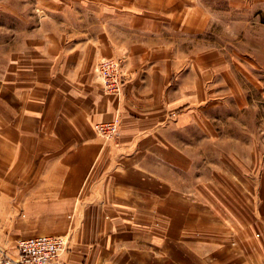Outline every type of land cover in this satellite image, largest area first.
<instances>
[{
	"label": "crops",
	"instance_id": "0c3cea01",
	"mask_svg": "<svg viewBox=\"0 0 264 264\" xmlns=\"http://www.w3.org/2000/svg\"><path fill=\"white\" fill-rule=\"evenodd\" d=\"M198 10L116 0L84 30L0 41V244L64 235L62 264H264L255 149H220L213 164L218 150L186 131L197 54L174 41L196 31ZM119 54L128 80L115 96L92 67ZM115 113L118 136L105 142L94 125Z\"/></svg>",
	"mask_w": 264,
	"mask_h": 264
},
{
	"label": "rangeland",
	"instance_id": "374dc122",
	"mask_svg": "<svg viewBox=\"0 0 264 264\" xmlns=\"http://www.w3.org/2000/svg\"><path fill=\"white\" fill-rule=\"evenodd\" d=\"M119 1L134 2L153 8L162 7L165 10L188 5L199 9L200 17L196 31L181 29L178 33L180 37L176 38L177 42L174 41L175 50L197 54V99L190 108L188 104L182 106V108L186 107L182 110L196 118V123L186 125L185 127H188L186 131L197 133L194 142L201 148L218 150L213 151L215 160L213 164L220 163L218 154L223 153L220 149L229 150L225 148L244 147L250 143L260 159L257 164L262 169L264 166V0H239L241 4H236L237 0ZM114 2L116 0H0V41L8 40L14 35H35L47 30L68 31V33L84 30L87 24L99 17L103 4L109 5ZM207 8H212V11L206 10ZM188 14L185 13V16L188 17ZM176 15L178 16L179 13ZM204 20L207 22L204 23ZM172 33L173 29L168 34ZM206 52L211 54L207 59ZM124 57L120 54L103 56L93 64V75L105 93L115 96L122 93L123 86L128 80V74L123 67ZM107 58L120 60V85L117 91H106L96 69L99 62ZM211 61L212 72L205 71V69L210 70L204 68L205 62L209 67L208 62ZM207 75H211L212 84L205 83ZM210 96H212L211 105ZM114 117H117V133L111 139L102 138L94 129L105 142H114L118 136L119 114L115 113L104 121ZM203 133L210 134L208 140ZM244 133L254 135L255 138H245L242 136ZM225 194L229 196L230 192ZM211 195L216 197L214 193ZM232 244H236L235 239Z\"/></svg>",
	"mask_w": 264,
	"mask_h": 264
},
{
	"label": "built area",
	"instance_id": "2783aa9c",
	"mask_svg": "<svg viewBox=\"0 0 264 264\" xmlns=\"http://www.w3.org/2000/svg\"><path fill=\"white\" fill-rule=\"evenodd\" d=\"M96 69L106 91L119 89V59H102ZM94 129L102 138L111 139L117 133V117L95 123ZM65 246L64 235L38 234L19 238L12 247L0 244V264H62L60 255Z\"/></svg>",
	"mask_w": 264,
	"mask_h": 264
}]
</instances>
